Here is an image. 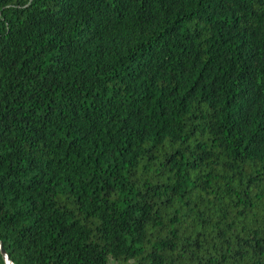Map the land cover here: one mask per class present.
Listing matches in <instances>:
<instances>
[{"label":"trees","instance_id":"1","mask_svg":"<svg viewBox=\"0 0 264 264\" xmlns=\"http://www.w3.org/2000/svg\"><path fill=\"white\" fill-rule=\"evenodd\" d=\"M0 243L264 264V0H0Z\"/></svg>","mask_w":264,"mask_h":264},{"label":"water","instance_id":"2","mask_svg":"<svg viewBox=\"0 0 264 264\" xmlns=\"http://www.w3.org/2000/svg\"><path fill=\"white\" fill-rule=\"evenodd\" d=\"M0 253L3 255L6 264H9V263L12 264V262L6 257L5 252H4V249H3V247L1 246V243H0Z\"/></svg>","mask_w":264,"mask_h":264},{"label":"bare ground","instance_id":"3","mask_svg":"<svg viewBox=\"0 0 264 264\" xmlns=\"http://www.w3.org/2000/svg\"><path fill=\"white\" fill-rule=\"evenodd\" d=\"M10 264V263H9Z\"/></svg>","mask_w":264,"mask_h":264}]
</instances>
